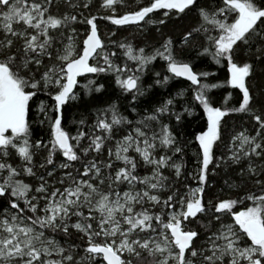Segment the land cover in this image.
<instances>
[{
	"label": "snow or ice",
	"instance_id": "6c2138e0",
	"mask_svg": "<svg viewBox=\"0 0 264 264\" xmlns=\"http://www.w3.org/2000/svg\"><path fill=\"white\" fill-rule=\"evenodd\" d=\"M97 2L0 0V264H264V0Z\"/></svg>",
	"mask_w": 264,
	"mask_h": 264
},
{
	"label": "trees",
	"instance_id": "16d2710c",
	"mask_svg": "<svg viewBox=\"0 0 264 264\" xmlns=\"http://www.w3.org/2000/svg\"><path fill=\"white\" fill-rule=\"evenodd\" d=\"M74 2H75V0H74ZM82 2H83V0H81V3ZM144 2H145V0H124V6L118 7V14H123V13L128 12V11L138 10V6L140 4H143ZM104 14H107V13L103 9H99L97 0H93V5L91 7L90 13H88L86 10V15H104ZM79 27L81 28V31H83V26L80 25ZM98 27H99V34L101 35L102 39L105 42L109 41L110 32L116 30V26H113L109 22L103 21V20L99 21ZM151 31L153 34H155L154 28H152ZM134 35L139 36L138 29L134 25H129V26H124L119 31L118 36L115 37L114 39L122 40L125 37H127L129 40H133ZM133 42L139 43V40L136 39V40H133ZM208 65H210V59L204 61L203 64L198 63L197 68L206 67ZM160 66H161V62L157 61L156 62V68L159 69ZM209 70L216 73L217 79L215 82H221L222 83L224 81V79L226 77V68H223L221 66H217V65L213 64L210 66ZM104 79H105V82H107L109 84V93L111 94L112 99L115 100L117 98V96L120 95L119 91L115 89V85L112 82L111 77H105ZM150 80H151L150 76L146 77L145 78V84L149 83ZM81 82H83V80H81ZM186 86H187V82H184L182 80L180 82H173L169 86V88L166 90L165 95L167 93H174V92L178 91L179 89H181L182 87H186ZM213 91L218 96L221 94V92H223L222 89H217V90H213ZM228 91L232 92L233 90L229 89ZM235 91L238 94V90H235ZM225 94H227V93H225ZM40 99H44L45 102L48 103L47 98L42 96V95L34 100L33 105H32V109H33L32 118L33 119H35L36 105L39 103ZM119 104H120L121 111H123V112H125V114H127L126 109L124 108L125 101L120 100ZM198 115H199V113H198ZM67 116H68V120H66L65 123L69 125L68 130L74 132L75 128L71 125L70 120L73 116H76V118L79 119V116L76 115V109L70 108L67 112ZM91 119L92 118L89 117V123L91 122ZM254 123L255 122L250 120V118L246 114H233L232 116L227 118L226 139H229L230 135L234 131H241L244 129H252ZM195 125H196V122H193L192 126L189 127L188 131H190V132L195 131L196 130ZM33 130H34V139H39V138L43 137L45 139V141L47 140L45 128H41L39 125H34ZM252 134H254V132ZM194 152H195V148H189L187 150V155L184 156V158H183L184 169H183V175L181 177V180H183L184 176H187L188 177L187 183L193 187L196 186V181L192 179V174H194L195 172L198 171L197 161H196V157L194 155ZM36 159L39 161L41 159V157L37 156ZM62 159H63L62 157L57 156L56 157L57 164H59V162ZM141 171L143 172V170H141ZM165 174H168V173H165ZM215 183L217 185L216 190L219 191L220 186H222L224 184V180L221 179L220 177H217L215 180ZM203 223H207V220H204Z\"/></svg>",
	"mask_w": 264,
	"mask_h": 264
}]
</instances>
